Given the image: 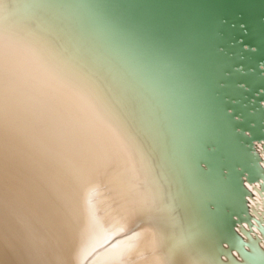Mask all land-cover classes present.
<instances>
[{"label":"snow or ice","instance_id":"6c2138e0","mask_svg":"<svg viewBox=\"0 0 264 264\" xmlns=\"http://www.w3.org/2000/svg\"><path fill=\"white\" fill-rule=\"evenodd\" d=\"M29 7L0 0V249L7 240L25 257L19 264H77V246L95 220L92 201L100 196L122 229L133 225L121 257L143 253L144 264H170L173 256L214 264L202 233L186 234L174 222L185 197L165 183L134 101L51 39L42 30L45 20ZM119 26L161 46L133 21ZM140 225L147 226L137 231ZM239 231L251 249L245 252L243 242L236 249L244 264H264L261 239ZM79 254L87 259L92 252ZM219 254L236 264L231 249Z\"/></svg>","mask_w":264,"mask_h":264},{"label":"bare ground","instance_id":"6f19581e","mask_svg":"<svg viewBox=\"0 0 264 264\" xmlns=\"http://www.w3.org/2000/svg\"><path fill=\"white\" fill-rule=\"evenodd\" d=\"M20 2L30 6L28 12L36 13L45 20L42 30L68 54L100 69L125 99L134 101L137 115L155 148L154 159L160 162L165 173V183L170 181L171 191L185 197L184 207L172 214L174 222L186 229V234L202 233L201 243L211 248L214 264H230L227 256L217 255L228 251L220 247L216 223L205 212L208 199L218 194L226 200L229 198L227 181L214 182L206 171H197L196 162L202 159L199 146L209 132L198 131L195 96L178 66L136 35L122 30L119 26L122 22L105 3L107 9L104 7V0ZM255 148L264 161L260 146ZM245 186L252 194V199L248 200L251 214L258 219L261 217L264 222V193L259 190V184ZM92 203L95 205V220L91 222L83 245L77 246V264L81 260L82 264H144L143 253L133 255L130 260L120 256L129 243L127 228H131L132 223L122 229L119 218L102 202L100 196L94 198ZM84 209L87 213V198ZM261 224L264 226V223ZM146 226L140 225L136 230ZM18 227L13 225V240ZM240 229L244 232L247 227L242 224L236 230L242 237L244 251L249 252L248 239ZM250 236L253 240L261 239L260 250L264 251V236L256 226L252 227ZM70 248L71 243L66 251ZM82 248H87L92 255L83 259L79 254ZM24 259L18 251L9 249L6 240L4 248L0 249V264H19ZM231 259L236 264H244L241 254L235 250ZM170 264H185V258L173 256Z\"/></svg>","mask_w":264,"mask_h":264},{"label":"water","instance_id":"95a60500","mask_svg":"<svg viewBox=\"0 0 264 264\" xmlns=\"http://www.w3.org/2000/svg\"><path fill=\"white\" fill-rule=\"evenodd\" d=\"M104 3L122 23L135 22L159 43L146 44L178 66L193 92L198 131L209 132L197 171L227 181L229 191L227 200L219 194L208 199L205 212L216 223L220 247L236 251L237 227L245 224L243 233L251 234L264 223L251 214L245 186L259 184L264 193V161L255 148L264 156V0Z\"/></svg>","mask_w":264,"mask_h":264}]
</instances>
